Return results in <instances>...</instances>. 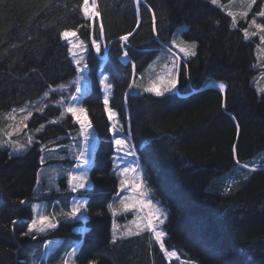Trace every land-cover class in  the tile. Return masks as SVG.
Returning <instances> with one entry per match:
<instances>
[{"label": "trees", "instance_id": "trees-1", "mask_svg": "<svg viewBox=\"0 0 264 264\" xmlns=\"http://www.w3.org/2000/svg\"><path fill=\"white\" fill-rule=\"evenodd\" d=\"M263 5L255 0L253 11ZM82 6L83 0H0V137L3 113L30 101H41L42 111L34 110L28 125L45 124L23 153L0 146V264H28L34 248L70 236L80 240L78 264H178L169 263L149 231L112 242L107 205L120 176L113 171L102 71L113 85L109 106L131 136L151 198L168 213L161 225L165 247L185 264H264V92L253 83L258 37L245 39L247 22L233 28L232 17L211 0H96L99 16L92 20ZM182 25L183 38L197 43V55H179L178 88L162 97L129 88L161 50L178 55L172 41ZM65 30L84 41L91 78L82 97L97 133L87 228L75 232L74 222L60 221L32 239L21 233L36 199L40 145L77 126L70 113L60 118L62 93L56 90L77 74L70 45L60 35ZM129 33L127 41L120 40ZM220 82L224 92L216 86ZM229 176L235 180L227 186Z\"/></svg>", "mask_w": 264, "mask_h": 264}, {"label": "rangeland", "instance_id": "rangeland-1", "mask_svg": "<svg viewBox=\"0 0 264 264\" xmlns=\"http://www.w3.org/2000/svg\"><path fill=\"white\" fill-rule=\"evenodd\" d=\"M249 3H250V0H219V4L217 6H219L223 11L227 13L228 11H232L233 13H235L237 23L240 20L246 21L249 32H253V31H257L254 26L249 27V24L253 18L256 19L257 23L264 24V17H260L258 15V13L261 10H264V5L259 12H254L253 7L255 3L252 4L250 9L248 8ZM89 5L91 6V4ZM245 11H247V17H242L240 13L245 12ZM185 28H186V25H182L175 31L173 35V40L176 39L177 43H179L180 40L187 41L182 36V31L185 30ZM256 36L258 37L259 42H258L257 50H256L257 60L254 64V68L257 69L258 72L256 76L253 78V83L255 87L258 89V88H264V75H262L264 74V44L261 43L259 34ZM69 40L76 42L77 37L70 36L67 39L68 43H69ZM187 42L190 43L192 41H187ZM174 47L177 50L178 56L183 54L179 52L178 47L176 46ZM74 51H76L78 54L77 58L81 56L84 58L81 63V67H83V65L86 64L85 63L86 47L84 50L74 49ZM176 56L177 55L173 54L172 52H169L166 49L161 50L159 54L157 55V57L144 70V72H142L135 78L134 80L135 84L139 85L140 87H133V90L135 92H145L143 91V88L149 86L151 82L156 81L161 77H164L166 75L165 66L168 65L170 67L172 65L173 59ZM79 75L83 77V79L80 80L79 82L81 86V93L76 92V84L73 83L77 79L78 73L75 76L68 79L67 81H65L64 83L60 84V85L66 86L63 91H61L58 88L59 85L56 87V90L62 93L60 100H59L60 102L61 101L63 102V104L59 103L63 109L62 112L64 111V108L67 106V104L70 102V98L72 96H79L80 97L79 103L82 107L85 108L82 97L84 94L89 92L91 89V78L89 75L88 67L85 68V70ZM100 78H101V74H99V79ZM104 95H105V92H104ZM40 103L41 101L39 100L30 101L20 107L13 108L16 110L15 112H13V109H11L3 113L4 123H3V126L1 127L0 142H1V145L4 148H7L11 154H20L25 151H22V152L14 151L13 148L10 146V144L7 143L8 141H12L18 144H27L28 137L33 138V143L36 140H39L38 134L43 129L41 131H36V129L40 128V126L37 128L30 127L28 125V120L30 117L26 121L23 122L26 125V127L21 125V120L25 115H27L28 112L32 113L34 110H39ZM20 109H25V111L21 112ZM9 117H14V118H9ZM42 125L45 126V124H42ZM17 127L20 128L19 131L16 130ZM90 131L92 132L91 147H90V162L83 169L87 171L90 183L86 189H81V190H78L77 192H72L69 187L68 173L77 172L81 170V169L76 168L78 161L75 159L76 154L83 146V136L80 135V125L77 123V126L73 130L69 131L68 133L58 135L57 137L52 138L51 141L48 140L46 142L41 143L40 150L43 147L44 151L40 152V158L41 156L44 157V163L42 164L40 162V168L37 173V179H38V174H39V183H37L36 181L35 190H34V196L36 197V199L32 201L31 219L34 216V213L32 211L33 205H39V209H38L39 212L45 215H49V216L54 215V218H55L54 222H59V221L74 222L73 230L75 232L83 233L86 230L87 228L86 221L88 219V211L87 213L84 214V216L87 217L86 220L83 217L79 220L71 219V218L66 217L64 213H67L68 211H70L73 202L76 200L85 199L87 200V203H88V196L86 195V192L92 187V181L90 177V168L94 161V151L97 145V133L93 125ZM7 133H11V136L7 135ZM112 142L114 144L113 138H112ZM32 144L30 146H32ZM30 146H28L27 149ZM114 147H115V144H114ZM260 155H262L263 157L264 152L261 153ZM114 156H123V153H118L117 155L114 154ZM257 157L256 159L252 160V164H255L256 162L259 161L260 158L259 157L257 158ZM135 162L136 160L133 158L132 155L128 157L123 156V161L120 162V168H124V165L126 163L134 164ZM128 175L129 173H127V177ZM133 176H135V173H133ZM62 177H64L63 180H61ZM233 177L234 176L226 177L225 182L227 186L230 185L233 180H235V178ZM43 191L44 193H50L53 196H51V198H49L50 196L48 198H44L41 195ZM117 193H119V195H117ZM125 197L128 198V202L131 204L136 199H138V193L132 190L131 184H129L123 191H121L120 182H119L118 190L113 194V198L110 203L113 205V207L116 209V212H117L115 217H113L112 215V224H113V220H115L116 224L118 225L117 239L122 238V237H127V236H121V233H123L126 226L131 227L133 229V232H135L136 230L135 225L131 224V222L135 220L138 215L140 216L146 215L148 211L147 209L140 210L138 208H130L128 211H124L120 205V199L125 198ZM55 198L60 200L59 204L56 202L51 203L50 200L53 201ZM149 198L152 199L151 196ZM153 203H156V202H153ZM159 206L161 205L159 204ZM159 228H161V225L159 226ZM128 236H131V235H128ZM165 236L163 237V241L165 239ZM54 238H60V237H54ZM65 238L70 242L67 245L66 249H64L62 257L65 256L64 258H67L69 260V264H78L75 258V254L80 246V240L76 237H71V236L65 237ZM156 243L160 247V243L157 241ZM41 246L42 244L39 247H36L32 251L29 252L28 264H40V263L49 264L47 260L50 254L49 249H44L39 254V258H38L37 249H39ZM68 253H72V256L68 257L67 256ZM163 254L166 257V259L169 261V263L170 261H176L178 262V264L187 263L184 259L180 262L178 260H175L173 257L167 256L165 254V251H163ZM191 264H195V262H191Z\"/></svg>", "mask_w": 264, "mask_h": 264}, {"label": "snow or ice", "instance_id": "snow-or-ice-1", "mask_svg": "<svg viewBox=\"0 0 264 264\" xmlns=\"http://www.w3.org/2000/svg\"><path fill=\"white\" fill-rule=\"evenodd\" d=\"M139 0H137V3ZM211 3L214 5L219 4V0H211ZM255 3V0H250V3L248 4V8L250 9L252 4ZM82 11L84 16L87 17H95L99 16V12L96 11V0H91V6L89 5V0H83V6ZM230 17H232V27H237V19L236 14L232 11H228L227 13ZM242 17H247V11L240 13ZM258 15L260 17H264V10H261ZM218 23V22H217ZM255 27L257 31L249 32L248 28H244L243 34L245 39H249L252 36H256L259 34V38L262 44H264V24H259L256 22V19L253 18L249 24V27ZM100 33L101 36H103V26H100ZM61 37L64 39H68L71 37H77L76 42L69 40V44L71 47H69V53L73 56L74 62L77 65V79L73 82L76 84V92L81 93V86H80V80L83 79L82 76L79 74L82 73L85 68H87V64H84L83 67H81V63L83 61V57L77 58V52L74 51V49H85V44L83 40H80L77 36L76 31L73 30H65L61 34ZM131 33L125 36H121V41H127L128 36H130ZM92 47L96 50L97 53H100L101 46L98 43L96 39L92 40ZM173 45L179 48V52L183 53L184 57H194L197 55L196 48L197 43L195 41L187 42L180 40L179 43H177V40L174 39L172 41ZM107 46H105L106 48ZM128 53L125 51L123 53L124 57H127ZM180 57L177 55L173 61L172 65L169 67L168 65L165 66L166 68V75L164 77L159 78L156 81H153L150 83L149 86L143 88V91L153 93L157 97H162L166 93H171L174 90L178 88L179 84V76L181 73V65L179 63ZM184 73L187 76V66H184ZM264 75V74H262ZM100 84L104 89L105 95L103 98L104 103V110L107 114L108 120L111 122L109 127V132L112 133V138L114 140L115 144V151L117 153H123V156H129L135 155V151L133 150V146L130 144L127 138L122 137L120 134L124 131V125L120 123L119 120V114L118 112L109 106V93L113 87L111 82L109 81V77L107 75L103 74V71L101 72V78H100ZM208 83V82H206ZM221 92H224L226 85L223 82H220L218 85H216ZM65 85H59L58 88L63 91L65 89ZM133 87H140L139 85L135 84V81L129 85V88ZM257 91L264 92V88H258ZM48 93H45V96H47ZM127 96V93L125 94ZM80 97L79 96H72L70 98V102L67 104V106L64 108V111L61 112L60 118L62 119L66 114L70 113L72 117L75 118V122H77L80 125V135L83 136V146L78 151V153L75 156V159L78 161L76 168L81 169L77 172H69L68 173V183L69 187L72 192H77L81 189H86L89 186V177L86 170H83L86 165L90 162V147H91V137L92 132L90 131L92 129V123L91 120L88 118L87 115V109L82 107L79 103ZM63 104V102H59ZM42 111V109H39ZM16 110L13 109V112ZM21 112H24L25 109H20ZM32 115L31 112H28L27 115H25L21 120V125L26 127V125L23 123L26 121L30 116ZM14 118V117H9ZM234 119V117H233ZM44 128V125H40V128L36 129V131H41ZM237 128H239V125H237ZM17 131L20 130L19 127L16 129ZM7 135L11 136V133H7ZM7 143L10 144V146L13 148L14 151L22 152L26 151L27 147L30 146L33 143V138L28 137L27 144H18L12 141H8ZM2 146V145H0ZM41 151H44V148H41ZM233 152L235 153V145L233 146ZM123 156H116L113 160V171L116 175L120 176V190L123 191L129 184L132 186V190L138 193V199H136L133 203L128 202V198H121L120 199V205L124 211H128L130 208H138L140 210L147 209V214L144 216L138 215L135 220L131 222V224L135 225V232H133V229L131 227L126 226L123 233H121V236H128L136 234L138 235L142 231H149L152 233L153 238L160 243L161 250L165 251V254L169 257H177L178 254L175 250H167L165 249V245L163 243V237L166 235L163 229L159 228L160 225H163L165 221L168 219V213L165 210V208L159 206L158 203H153V200L149 197L151 196V188L148 186L147 181L145 180L144 176L141 172L137 171L139 168V165L137 164V167L135 168H120V162L123 161ZM40 162L44 163V157L41 156ZM237 163H239V160H237ZM243 167L247 168L248 165L245 164ZM131 171L135 173V176L131 179L127 177V173ZM252 171H255V168L252 169ZM37 183H39V174ZM119 195V193H117ZM21 204H24L25 201L21 200ZM108 210L112 213L113 217L116 216L117 212L116 209L113 207L112 204L107 205ZM39 205H33L32 211L34 213L33 218L31 219V222L27 225V230L22 232L21 235L25 237H31L32 239L36 238V234L45 233L46 231L50 229H55L57 227L58 222H54L55 218L53 216L45 215L41 212H39ZM88 207H87V200L80 199L73 202L72 207L70 211L67 213H64V215L71 219H81L82 217L86 220L87 217L84 216L85 213H87ZM98 215L100 213H97ZM13 226L17 223V221H12ZM117 230L118 225L116 224L115 220H113L112 224V242L115 243L117 240ZM68 257L72 256V253L67 254ZM64 264H69V260L66 258L64 260ZM88 264H96L95 260H91L88 262Z\"/></svg>", "mask_w": 264, "mask_h": 264}, {"label": "crops", "instance_id": "crops-1", "mask_svg": "<svg viewBox=\"0 0 264 264\" xmlns=\"http://www.w3.org/2000/svg\"><path fill=\"white\" fill-rule=\"evenodd\" d=\"M44 193V191H43ZM51 196H53L51 194ZM51 196L49 198H51ZM51 203H60V200L55 198L53 201L50 200ZM66 203V202H65ZM63 204V203H62ZM60 222V221H59ZM70 241H68L65 237H60V238H52L46 240L42 246L37 249L38 252V258L39 254L44 250V249H49V258L48 263L49 264H64V258L65 256L62 257L64 249H66L67 245L69 244Z\"/></svg>", "mask_w": 264, "mask_h": 264}, {"label": "built area", "instance_id": "built-area-1", "mask_svg": "<svg viewBox=\"0 0 264 264\" xmlns=\"http://www.w3.org/2000/svg\"><path fill=\"white\" fill-rule=\"evenodd\" d=\"M89 4H91V1H89ZM88 18H90V17H88ZM127 133H128V131L127 132H125V131H123L120 135L122 136V137H125V138H127ZM114 149H115V147H114ZM116 152V151H115ZM122 153V152H121ZM118 153L116 152V155H117ZM130 156V155H129ZM133 158L136 160V161H138L137 159H136V154L133 156ZM125 167H129V168H134V164H129V163H126L125 165H124V168ZM137 171H139V172H141V170H137ZM129 173V175H128V178L129 179H131V178H133L134 176H133V172H131V171H129L128 172ZM165 249H167L166 247H165ZM167 250H169V251H171L172 249H167ZM175 260H178V261H182L183 259H181V258H177V257H173ZM196 264V263H195Z\"/></svg>", "mask_w": 264, "mask_h": 264}, {"label": "bare ground", "instance_id": "bare-ground-1", "mask_svg": "<svg viewBox=\"0 0 264 264\" xmlns=\"http://www.w3.org/2000/svg\"><path fill=\"white\" fill-rule=\"evenodd\" d=\"M89 1H91V0H89ZM90 19L92 20L93 17H90ZM110 123H111V122H110ZM127 139H128V141L130 142V144L133 146V150L135 151V154H136V149H135V147H134V144H133V142H132V139H131V136H130L129 133H127ZM136 159L138 160V158H137V154H136ZM137 164L139 165V168H138L137 170H141V166H140L139 161H136V162L134 163V168L137 167ZM172 250H173V249H172Z\"/></svg>", "mask_w": 264, "mask_h": 264}]
</instances>
